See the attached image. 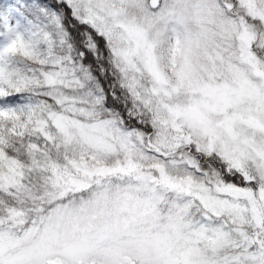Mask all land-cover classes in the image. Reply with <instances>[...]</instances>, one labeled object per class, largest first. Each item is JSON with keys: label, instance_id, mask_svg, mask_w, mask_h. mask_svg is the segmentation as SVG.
<instances>
[{"label": "snow or ice", "instance_id": "obj_1", "mask_svg": "<svg viewBox=\"0 0 264 264\" xmlns=\"http://www.w3.org/2000/svg\"><path fill=\"white\" fill-rule=\"evenodd\" d=\"M0 264H264V0H0Z\"/></svg>", "mask_w": 264, "mask_h": 264}]
</instances>
